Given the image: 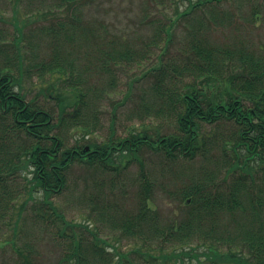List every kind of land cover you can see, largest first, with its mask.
<instances>
[{
    "label": "trees",
    "instance_id": "trees-1",
    "mask_svg": "<svg viewBox=\"0 0 264 264\" xmlns=\"http://www.w3.org/2000/svg\"><path fill=\"white\" fill-rule=\"evenodd\" d=\"M199 5L189 4L190 9L178 17L189 15ZM17 29L18 36L0 43V200L38 199L51 205V199L67 189L75 166L105 173L113 170L120 175L131 163H137L138 204L109 219L113 228L129 238L177 237L186 245L197 235L216 233L215 223L229 219L235 223L239 247L224 251L212 243L197 255L199 263L204 256L214 264H264V56L206 40L189 42L176 56H170L174 30L172 25H164L158 34L165 41L157 46L160 49L154 63L142 75L149 88L144 94H149L151 101L145 102L142 96L140 108L143 114L164 120L167 132L143 121L134 124L127 136L117 137L113 132L99 140L95 135L100 119L94 113L88 115V93L74 83L67 58L54 53L48 61H30L21 46L23 29ZM119 53L120 58L128 56ZM34 72L39 80L45 75L54 80L35 96L28 85ZM131 92L130 88L126 100ZM117 119L114 114L112 126ZM147 152L166 164H193L203 174L182 192L184 204L190 207L185 222L165 231L150 204L153 185L143 159ZM18 175L23 182L15 178ZM9 182L20 185L18 192L7 188ZM108 213L104 205L100 217L109 218ZM206 224L211 234L203 229ZM92 234L87 248L77 238L71 242L67 261L126 263L128 254ZM134 252L153 259L152 264H162L158 258L167 264H185L183 258L190 256L188 251L177 249L159 257L140 249Z\"/></svg>",
    "mask_w": 264,
    "mask_h": 264
},
{
    "label": "rangeland",
    "instance_id": "rangeland-1",
    "mask_svg": "<svg viewBox=\"0 0 264 264\" xmlns=\"http://www.w3.org/2000/svg\"><path fill=\"white\" fill-rule=\"evenodd\" d=\"M195 2L201 5L178 17ZM164 25H172L174 30L170 56H176L189 42L201 40L220 47H243L264 56V0H0V43L13 40L20 34L19 28L23 29L22 50L30 61H48L54 53L67 58L74 83L88 93V115L94 113L100 119L95 135L99 140L113 132L117 137L127 136L134 124L143 121L167 132L164 120L143 114L140 108L142 96L145 102L151 101L150 95L144 94L149 88L142 75L154 63L160 49L157 46L165 41L158 34ZM119 52L128 56L120 58ZM53 81L48 75L39 80L34 72L28 85L35 96ZM114 114L118 119L112 126ZM143 159L153 185L150 204L158 213L160 228L165 231L168 226L183 224L190 207L184 204L182 192L203 177L200 169L193 164H166L151 152ZM139 170L137 163H131L120 175L113 170L105 173L75 166L67 189L52 198L51 205L38 199L26 202V198H15L11 203H7L8 198L1 199L0 264H73L66 260L72 252L71 242L77 238L87 248L92 232L128 254L125 264L155 262L135 253L137 249L156 257L184 250L190 253L183 258L185 264H200L197 255L212 243L224 251L239 247L235 223L229 219L215 223L216 233L197 235L186 245L177 237H166L168 241L129 238L113 228L109 219L138 204ZM15 178L23 182L22 176ZM6 186L13 193L20 187L12 182ZM98 194L106 195L95 198ZM104 205L110 211L109 218L100 217ZM203 229L211 234L209 224ZM108 249L115 253L113 247ZM201 259L202 264H214L204 256Z\"/></svg>",
    "mask_w": 264,
    "mask_h": 264
},
{
    "label": "water",
    "instance_id": "water-1",
    "mask_svg": "<svg viewBox=\"0 0 264 264\" xmlns=\"http://www.w3.org/2000/svg\"><path fill=\"white\" fill-rule=\"evenodd\" d=\"M87 150H89V148H87Z\"/></svg>",
    "mask_w": 264,
    "mask_h": 264
}]
</instances>
